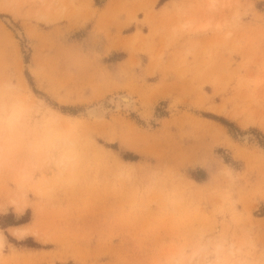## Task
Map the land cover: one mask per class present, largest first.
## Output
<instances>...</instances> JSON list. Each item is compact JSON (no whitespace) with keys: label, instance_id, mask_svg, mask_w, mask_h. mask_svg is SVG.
<instances>
[{"label":"rangeland","instance_id":"obj_1","mask_svg":"<svg viewBox=\"0 0 264 264\" xmlns=\"http://www.w3.org/2000/svg\"><path fill=\"white\" fill-rule=\"evenodd\" d=\"M0 235V264H264V0H0Z\"/></svg>","mask_w":264,"mask_h":264},{"label":"bare ground","instance_id":"obj_2","mask_svg":"<svg viewBox=\"0 0 264 264\" xmlns=\"http://www.w3.org/2000/svg\"><path fill=\"white\" fill-rule=\"evenodd\" d=\"M11 20L10 19H5V22L6 23H8V22H10ZM205 26H206V23L205 24H202V25H199L198 27H197V29L198 30H200V29H202V28H205ZM14 33H16L17 35H21V32L18 30V29H16L15 30V32ZM112 100V99H111ZM109 102H111V101H109ZM114 107L116 108V109H118L119 107H124V108H126V109H128V110H133V108H134V100H133V98L130 96V95H128V94H121V93H119V94H117V96H116V99H115V101H114ZM105 109V108H104ZM103 108H101V105H98V106H91L90 108H88L87 109V112L91 115V116H94L95 118H96V120H97V118H101V116L104 114V112H105V110H104ZM93 118V117H92ZM94 118V119H95ZM103 118V117H102ZM152 118V117H151ZM46 138V137H45ZM247 138H248V135L247 134H244V135H242L241 136V139H242V141H246L247 140ZM60 161H63V160H60ZM65 164V163H64ZM14 232H15V234H17L18 236L19 235H22L23 233H24V229H22V228H16L15 230H14ZM1 240H2V238H1V235H0V243H1Z\"/></svg>","mask_w":264,"mask_h":264},{"label":"crops","instance_id":"obj_3","mask_svg":"<svg viewBox=\"0 0 264 264\" xmlns=\"http://www.w3.org/2000/svg\"><path fill=\"white\" fill-rule=\"evenodd\" d=\"M100 8H102V7H104V4H101V5H98ZM161 6V4L159 5V6H156L155 8H154V10H156V9H158L159 7Z\"/></svg>","mask_w":264,"mask_h":264}]
</instances>
